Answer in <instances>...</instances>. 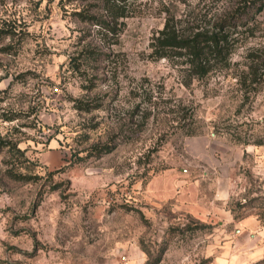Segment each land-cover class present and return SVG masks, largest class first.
Wrapping results in <instances>:
<instances>
[{
    "label": "rangeland",
    "instance_id": "374dc122",
    "mask_svg": "<svg viewBox=\"0 0 264 264\" xmlns=\"http://www.w3.org/2000/svg\"><path fill=\"white\" fill-rule=\"evenodd\" d=\"M0 0V264H264V0ZM165 7L228 12L229 64L150 57Z\"/></svg>",
    "mask_w": 264,
    "mask_h": 264
},
{
    "label": "trees",
    "instance_id": "16d2710c",
    "mask_svg": "<svg viewBox=\"0 0 264 264\" xmlns=\"http://www.w3.org/2000/svg\"><path fill=\"white\" fill-rule=\"evenodd\" d=\"M254 0H238L242 8ZM126 0H102L106 14L112 21L124 16ZM228 12L206 18L205 14L188 13L176 17L167 7L163 26L150 38V57L177 60L184 65L188 84L194 78L207 75L216 67L229 64L231 24ZM264 143L262 140L256 144Z\"/></svg>",
    "mask_w": 264,
    "mask_h": 264
}]
</instances>
